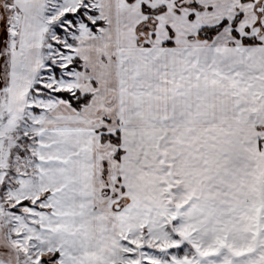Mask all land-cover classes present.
Instances as JSON below:
<instances>
[{"label": "snow or ice", "instance_id": "snow-or-ice-1", "mask_svg": "<svg viewBox=\"0 0 264 264\" xmlns=\"http://www.w3.org/2000/svg\"><path fill=\"white\" fill-rule=\"evenodd\" d=\"M0 264H264V0H0Z\"/></svg>", "mask_w": 264, "mask_h": 264}]
</instances>
